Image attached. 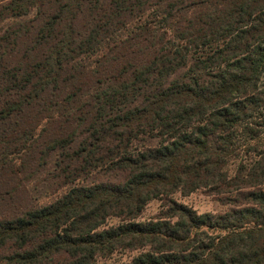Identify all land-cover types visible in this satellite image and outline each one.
I'll return each instance as SVG.
<instances>
[{"label":"trees","instance_id":"1","mask_svg":"<svg viewBox=\"0 0 264 264\" xmlns=\"http://www.w3.org/2000/svg\"><path fill=\"white\" fill-rule=\"evenodd\" d=\"M0 186V264H264V0H0Z\"/></svg>","mask_w":264,"mask_h":264},{"label":"rangeland","instance_id":"2","mask_svg":"<svg viewBox=\"0 0 264 264\" xmlns=\"http://www.w3.org/2000/svg\"><path fill=\"white\" fill-rule=\"evenodd\" d=\"M5 180L6 177H3V181ZM10 184L11 183H9L8 185L9 190H11V188L13 187V186L9 187ZM7 189L3 191V188H1L0 186V191H3L2 196H0V216L8 215L12 213L13 211L16 210V207L17 209L25 208L27 203L29 204L31 202L32 196H33L32 200L34 201H41V199L43 200L45 199L44 196H39V193L36 194L30 192V189L28 188L27 189L29 190V192L24 191L22 189H18L17 192L13 194L12 192L11 194H6L5 191H7ZM175 198L179 202H182L184 204L193 207L199 213H204V212L217 213L226 209V207L221 204L218 198L215 197L214 195L209 194L206 189H198L187 196L176 194ZM160 207H161L160 200L157 199L152 200L146 205L142 213V216L139 218V220L144 221L146 219H150L151 217L155 216L160 211ZM116 222H117L116 218H110L107 224L110 225ZM133 255H134L133 252H122L116 254L111 259L98 258L94 264H116L118 262H127L131 259Z\"/></svg>","mask_w":264,"mask_h":264}]
</instances>
